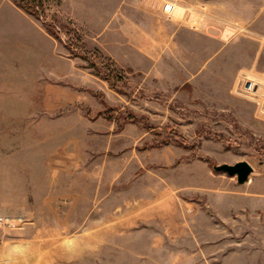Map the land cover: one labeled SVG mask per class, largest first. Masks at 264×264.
I'll return each instance as SVG.
<instances>
[{
  "label": "rangeland",
  "instance_id": "obj_1",
  "mask_svg": "<svg viewBox=\"0 0 264 264\" xmlns=\"http://www.w3.org/2000/svg\"><path fill=\"white\" fill-rule=\"evenodd\" d=\"M166 1L0 0V264H264V0Z\"/></svg>",
  "mask_w": 264,
  "mask_h": 264
},
{
  "label": "built area",
  "instance_id": "obj_2",
  "mask_svg": "<svg viewBox=\"0 0 264 264\" xmlns=\"http://www.w3.org/2000/svg\"><path fill=\"white\" fill-rule=\"evenodd\" d=\"M164 11L172 16L175 12V3L173 1L167 0L164 3ZM264 85L260 83L255 77H247L241 87V91L244 95L250 97H256L261 108L264 111ZM22 221V217H14L11 215L0 214V228L3 229H13L19 226Z\"/></svg>",
  "mask_w": 264,
  "mask_h": 264
},
{
  "label": "water",
  "instance_id": "obj_3",
  "mask_svg": "<svg viewBox=\"0 0 264 264\" xmlns=\"http://www.w3.org/2000/svg\"><path fill=\"white\" fill-rule=\"evenodd\" d=\"M213 168L219 172H226L229 175H236L239 183H245L249 180L254 167L247 160H240L235 163L214 164Z\"/></svg>",
  "mask_w": 264,
  "mask_h": 264
},
{
  "label": "trees",
  "instance_id": "obj_4",
  "mask_svg": "<svg viewBox=\"0 0 264 264\" xmlns=\"http://www.w3.org/2000/svg\"><path fill=\"white\" fill-rule=\"evenodd\" d=\"M19 7L23 8L28 13L34 15L37 18H40L41 12L40 9H43L45 7V2L47 0H13ZM47 31L54 35L55 37H59L57 31L54 29L51 23H45ZM82 50L84 52H87L88 50L84 45H80Z\"/></svg>",
  "mask_w": 264,
  "mask_h": 264
},
{
  "label": "crops",
  "instance_id": "obj_5",
  "mask_svg": "<svg viewBox=\"0 0 264 264\" xmlns=\"http://www.w3.org/2000/svg\"><path fill=\"white\" fill-rule=\"evenodd\" d=\"M162 13H164V14L166 13V12L164 11V6L162 7ZM166 14H167V13H166ZM167 15H168V14H167ZM179 26H180V27H175V30H177V31L174 30L175 32H178V30H179L180 28H182L181 25H179ZM182 26H183V25H182ZM183 27H184V26H183ZM3 210H5V209H3Z\"/></svg>",
  "mask_w": 264,
  "mask_h": 264
}]
</instances>
